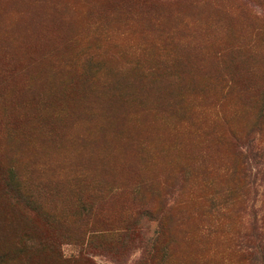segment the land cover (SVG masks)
I'll return each mask as SVG.
<instances>
[{
    "label": "rangeland",
    "instance_id": "obj_1",
    "mask_svg": "<svg viewBox=\"0 0 264 264\" xmlns=\"http://www.w3.org/2000/svg\"><path fill=\"white\" fill-rule=\"evenodd\" d=\"M0 264H264V0H0Z\"/></svg>",
    "mask_w": 264,
    "mask_h": 264
}]
</instances>
